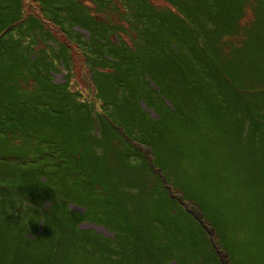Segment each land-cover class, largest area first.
<instances>
[{
	"label": "rangeland",
	"instance_id": "obj_1",
	"mask_svg": "<svg viewBox=\"0 0 264 264\" xmlns=\"http://www.w3.org/2000/svg\"><path fill=\"white\" fill-rule=\"evenodd\" d=\"M127 1V6L136 4V0ZM150 1L161 9L162 13H158L162 19L166 14V20L172 18L174 22L177 19L175 12L182 13L184 20H181V25L186 26L184 23L186 19L187 29L194 32L190 29L193 19L188 18L184 11L186 0L172 3L171 6L174 8L172 11L162 10L166 6L169 7L167 0ZM91 2L94 5H91V9L97 10L102 17L95 18L94 21V27L99 28L98 33L92 34L91 29L88 34L82 29L74 28L77 34L75 37L70 36L72 38L70 40L67 33H63L58 25L50 21L41 20L49 32L43 31L38 24L34 28L31 21L26 20V26L23 25L26 29L18 25L3 38L2 34L0 35L2 68L0 73L4 75L8 70L17 73L16 71L23 69L24 72L21 73L26 77V80L21 82L10 72L4 75L0 81V101L3 98L2 101L7 102L3 97L6 89L16 91L24 85L23 82H26V87L32 93V99L27 101L24 114L22 109L18 111L15 107L0 109V131L4 130L9 135L1 136L0 139V170L6 171L9 180L12 181L18 174L22 175L26 168L41 166L37 156L42 154V149L48 153L54 152L56 138L53 132L49 133L51 127L46 126L44 121L48 114L56 113L59 126H63L62 113L66 111V105L69 111L72 104L70 99L64 102L66 92L59 93L53 85L48 84L50 81L57 83L56 80L68 79L70 92L73 91L76 97L82 100L94 101L96 109L102 112V116L94 119V122L100 124L97 127L98 131L102 124L106 127L110 123L114 127H111L113 130L110 137L122 136L123 140L127 137L128 140L138 141L136 144L139 147L141 144L144 149L140 155H144V152L149 154L147 149L150 150L151 155L145 157L150 159L156 168L149 164V170L144 159L139 157L145 183L141 188H137L135 193L144 194L147 189H151V182L155 180L162 185L163 189H160L164 196L171 194L175 197L177 209H183L185 205L188 207V212L197 220L194 224L196 234H199L200 228L204 232L205 235L199 234L197 239H193L187 232V235H184L174 232L172 227H167L151 235L157 251L163 254L162 264H264V104L260 105L264 97V40L258 39V48L252 55L246 56L244 51H240L245 45L243 26L250 25L254 18L250 8L248 7L245 19L243 13L241 22L243 26L236 24L225 27V31L229 32L212 48L209 47L214 55L212 57L224 63L229 74L228 80L220 87L214 84L212 91H217L215 96L210 95L212 91L205 88L193 90L187 80L181 78L175 82V86L170 82L174 89L164 88L161 91V87L158 86L155 87V91H146L141 101L147 108L141 105L145 111L141 114L135 109L140 95L139 85L133 82L124 83L125 81L120 79L121 75H109L105 62L101 64L105 69H98L99 65H96L100 63L99 57L109 40H113L112 43L116 45L125 40L130 46L141 40L142 36L136 30L135 17V13H139V8L127 10L123 5L124 0ZM240 7H235L236 12ZM24 10L26 13L31 12L42 17L38 0H24ZM79 10L76 9L78 14ZM86 11L89 13V9L83 7V14ZM145 12L147 17L143 20L144 30L150 28L157 31L163 27L159 18L154 17L156 11L151 5ZM14 14L21 15L20 12ZM218 15L219 11L216 10L215 16ZM5 23V20H0V24ZM153 23H156L155 27H152ZM164 27L166 31L167 28H172L166 21ZM195 27L199 34L205 32L198 23ZM19 34L23 39L30 36L26 47L21 40H11L18 39ZM221 35L214 33L212 38L216 40ZM192 36L193 33L191 35L188 33L184 40H189ZM57 38L68 46L66 51L70 55V62L65 71L62 66L60 67V63L55 62V57L59 56L57 55L59 51L54 49L59 42ZM179 45L184 49L182 42L179 41ZM222 45V49L214 52ZM172 47L178 51L179 47L176 44ZM189 49L194 54L197 52L194 48ZM43 51L47 53V59L42 58ZM185 51L188 53V49ZM196 61L189 52L187 64L184 65L189 79L196 74L195 70H192ZM57 70L60 72L55 79L54 72ZM190 71L194 73L191 74ZM144 77L146 78V75ZM140 82L143 84L142 78ZM152 82L153 79L150 83ZM193 82L198 84L195 80ZM236 95L235 100L239 102L238 121L232 119L227 109H220L222 103H228ZM244 96L254 101L252 107L254 120L253 118L250 120V126L248 118L251 115L244 112L241 101ZM108 102L109 104H106ZM114 103L115 106H112ZM196 105L209 107L208 110L198 111ZM174 106L178 107L176 111ZM259 107L262 109L259 110ZM33 111H37L38 124L30 130L25 121H19L17 117L20 115L26 117ZM219 111L222 113V120H216L214 117ZM140 117H144V125ZM78 121L76 118L69 123L77 124ZM81 125L86 127L87 121L81 122ZM52 126L54 129V125ZM24 127L34 135L26 136ZM16 132L17 136L14 137ZM230 140L234 142L232 147L229 145ZM243 142L244 157L240 146ZM121 146L118 141L114 143V148ZM134 151L136 153L133 154L130 163L138 160V151L132 147V152ZM102 152H107L110 159L117 160V164L114 162L115 166L118 162L124 165V162L116 157L125 156L124 150L108 147L107 151ZM24 185L22 183L20 187L17 185L14 187L12 183H5L0 179V192L4 188H10L19 196H24ZM3 198V211L21 217L19 214L23 202L20 200L11 204L9 195L4 194ZM21 228L22 226L15 228L6 220L0 223V264H136L135 260L130 258L129 252L126 256L123 255V250L109 248L98 252H86L88 246L85 242H73L59 233L44 241L39 239L29 241L18 234Z\"/></svg>",
	"mask_w": 264,
	"mask_h": 264
},
{
	"label": "trees",
	"instance_id": "obj_2",
	"mask_svg": "<svg viewBox=\"0 0 264 264\" xmlns=\"http://www.w3.org/2000/svg\"><path fill=\"white\" fill-rule=\"evenodd\" d=\"M38 2L42 17L35 13H26L24 0H3V2H0L2 5L0 20H5L6 22L5 24H0V35L2 34V38L6 33L12 32V29L18 25L22 29H26V20H30L33 27L38 24L43 31L47 30L49 32L50 30L41 20L50 21L52 24L58 25L63 33H67L68 37H75L77 31L74 28L76 27L80 26L81 28L90 29L89 25H95V18L91 14V11H93L91 6L88 4L83 5L79 0H38ZM127 2V0H124L123 4L127 10H132L133 8L137 10L139 8V13H135L137 18L136 30L142 38L136 45L132 43V46L128 45L124 40L123 43L119 44L115 52H112L114 48L106 47L102 51L99 60L108 65L107 71L109 75H121L120 79L123 82L125 81L124 83L133 82L139 85L140 95L137 99L138 106L135 109L141 114L145 113L141 108V100L145 92L154 90L155 87H161V91L164 88L174 89L171 87L170 82L175 86V82L183 78L187 80L193 90L205 88L208 91H212L214 84L220 87L222 83L226 82L229 74L225 69V65L212 57L214 55L209 50V47L212 48L224 34L229 32V30L225 31V27L236 24L242 25L243 13L245 19L248 7L254 18L251 20L250 25L246 27L242 25L245 29V45L240 51H244L246 56L252 55L253 51L258 48V39L264 40V0H244V4H242L243 0H186V5L183 6L185 10H183L187 13L188 18L193 19L190 29L194 32H190L187 29L186 19L184 22L186 26L181 25V20H184L182 13L175 12L177 19L173 22L172 18L166 20V14H164L162 19L158 13H162L161 9L150 0H136V4L130 6H127ZM176 2H180V0H167L166 3L169 7L166 6L162 10L170 9L172 11L174 8L171 5L172 3L176 4ZM149 5L156 11L154 12V17L159 18L163 25L157 31L150 28L144 30L143 28V20L147 17L145 11ZM236 6H241L237 12L235 10ZM83 7L89 9V13L86 11L83 14ZM75 8L80 9V15ZM216 10L219 11L218 17L215 16ZM14 12H20L21 15H13ZM83 15L85 18H83ZM128 18L131 23L129 16ZM149 19L152 21V17ZM81 21H84L85 24L80 23ZM165 21L167 25L172 26V28H167V31L164 27ZM197 23L205 32L200 34L197 32L195 27ZM155 25L156 23H153L152 27H155ZM95 28L96 31L99 30L98 27ZM188 33L190 35L193 33V36L189 40H184V36L188 35ZM214 33L222 35L219 39L213 40L212 35ZM17 38L11 40H21L24 47H26V42L30 36H26V39H23L21 34H19ZM172 39L174 40L171 41ZM70 40H72L71 37ZM179 41L183 43L185 50L188 49V53L180 47ZM65 44L64 41L61 43L59 40L57 46H55L56 48L54 47V49L59 51L57 53L59 56H52L55 57V62L58 61L60 63V67L63 65V67L68 68L70 55L66 51L68 46ZM173 44L179 47L178 51L175 50V47H172ZM189 48H194L197 52L194 54ZM222 48L223 45L217 47L214 52ZM189 52L197 60L192 68L196 74L194 77L191 75L192 78L190 79L188 72L184 68V65L187 64ZM103 53H106V55L103 56ZM46 55L47 53L43 51L42 58H46ZM113 61H116V65L111 64ZM0 69H2L1 66ZM193 71H190L191 74L194 73ZM9 72L14 74V77L20 81L26 80L25 75L21 73L24 72L23 69L16 71L17 73L8 70L4 75H8ZM59 72L60 70H57L54 74ZM4 75H0V81ZM145 75L146 78L144 77ZM140 78L143 79V84H141ZM152 79L154 82L151 84L150 81ZM194 80L198 84L193 82ZM25 83L23 82L24 85H21V88L16 91L14 89H6L3 97L6 98L7 102L2 101V98L0 109L2 107H15L18 111L22 109L24 114L27 101L32 99V93H30L31 91L26 87ZM48 85H53V88L59 93L66 92L67 95L64 102L70 99L71 108L68 111V105H66V111L62 113L63 126L61 127L59 126L56 113L54 115L48 114L49 119H45L44 123L46 126L51 127L49 133L53 132L57 144L53 146L55 147L53 153H48L42 149V154L37 156L41 162L40 167H28L22 175L18 174L13 179H20L25 184L23 189L24 196H19L18 193L16 194L10 188H4L2 189L3 192H0L1 222L6 220L8 223L13 224L15 228L22 226L21 232H18V234L29 241L38 239L44 241L47 238L50 239L53 234L59 233L60 236L73 242H85L88 246L86 252H98L107 248L110 250H123L124 256L129 252L130 258L134 259L136 264H162L163 254L157 251L151 235L165 230L167 227H172L174 232L183 233L184 235L188 233L193 239H197L199 234L205 235L201 228L199 234H196L194 224L197 220L188 212V207L185 205L183 209H177L174 201L175 197L171 194L164 196L160 189L162 185L155 180L151 182V189H147L144 194L135 193V190L141 188V185L145 183L144 171L139 164V157L144 159L149 170L150 165L155 167L151 160L145 157L146 155H151L149 149H147L149 154L144 152V155H140L144 149L141 144L140 147L136 144L139 143L138 141L128 140L127 137L123 140L122 136L121 138L117 136L110 137L112 128H114L110 123L106 127H103L102 124L98 131L97 127L100 124L99 122H94V119L100 115L102 116V112H100V109H96L94 101L82 100L76 97L73 91L70 92L68 79H63L60 83H52L50 81ZM170 92L172 91L170 90ZM29 93L30 97H28ZM216 94L217 91L215 90L210 93L213 96ZM236 98L237 95L228 103H222L220 109H227L232 119L238 121L239 102L235 100ZM145 101L148 102L146 99ZM241 101L243 102L244 112L251 115L248 118L250 126V120L252 121V118L254 120L252 109L254 101L247 96L242 97ZM33 104L35 103L33 102ZM106 104H109V102ZM263 104L264 97L260 105ZM112 106H115V103ZM196 107L198 111H205L206 109L208 110L209 106L196 105ZM177 109L178 107H175V111ZM261 109L262 107H259V110ZM36 112H30L26 117H20V115L17 119L22 122L25 121L24 123L31 130L38 124ZM75 114L80 116L76 117ZM221 114L220 111L214 114L216 120H222ZM76 118L79 120L77 124L69 123ZM84 121H87L86 127L81 125V122ZM140 121L142 125L145 124L144 117H140ZM52 125H54V129ZM24 130L26 136L31 137L34 135L25 127ZM1 136L8 137L9 135L6 134V131L1 130L0 139ZM16 136L17 132L14 137ZM117 141L122 145L120 148H114V143ZM229 145L231 147L234 146V142L230 140ZM240 146L244 157V142ZM108 147L125 151V156H116L121 162H124V165L118 162V165L115 166L117 160L110 159L107 152H102L103 150L107 151ZM132 147H135L139 156L138 160L130 163L129 161L132 159L133 154L136 153L135 151L132 152ZM235 147L238 149L237 145ZM16 185L20 187L22 183ZM8 191L10 193L13 192V194L11 193L10 195ZM4 194L10 196L11 204H15L20 200L23 202V208L19 214L23 219L18 217L17 214V216L9 215L3 211ZM177 203L179 202L177 201ZM74 205L85 210L75 209L72 207ZM41 222L42 230L40 231ZM85 222H94L105 226L110 232L114 233V237L111 238L99 233L94 228H82L81 225ZM29 234L32 235V238L28 237ZM172 240L169 239V241Z\"/></svg>",
	"mask_w": 264,
	"mask_h": 264
},
{
	"label": "flooded vegetation",
	"instance_id": "obj_3",
	"mask_svg": "<svg viewBox=\"0 0 264 264\" xmlns=\"http://www.w3.org/2000/svg\"><path fill=\"white\" fill-rule=\"evenodd\" d=\"M83 5H85V4H88V5H93V3L91 2V1H94V0H79ZM88 8H90V7H88ZM95 11V12H94ZM91 14H92V16L94 17V18H96V19H102V17L97 13V10H93V11H91ZM80 23H82V24H85V22L84 21H81ZM88 24V23H87ZM89 25V24H88ZM89 27H90V29L89 30H91V29H93V30H91V33L93 34V33H98L99 32V30H97L96 31V28L94 27V24L93 25H89ZM66 36V35H65ZM59 40V39H58ZM118 40V39H117ZM116 41V40H115ZM63 41H61V43H62ZM113 42V40H109L108 42H107V47H111V48H114L113 50H112V52H115L116 51V49H117V47L119 46V44L118 45H116V44H114V43H112ZM120 43H121V41H120ZM66 45V44H65ZM118 61V60H117ZM116 61H113V62H111V64H113V65H115L116 63H115ZM102 63H104L103 61H100V64H102ZM97 65H99V64H97Z\"/></svg>",
	"mask_w": 264,
	"mask_h": 264
},
{
	"label": "water",
	"instance_id": "obj_4",
	"mask_svg": "<svg viewBox=\"0 0 264 264\" xmlns=\"http://www.w3.org/2000/svg\"><path fill=\"white\" fill-rule=\"evenodd\" d=\"M144 106L147 108V106L145 104H144ZM72 207L75 208V209H79V210L84 211V209H82V208H80V207H78L76 205H74ZM82 228H84V229L94 228L97 232H102V233H104L106 235L112 236V233L106 227H104L102 225H98V224L93 223V222H89V223L83 224Z\"/></svg>",
	"mask_w": 264,
	"mask_h": 264
},
{
	"label": "clouds",
	"instance_id": "obj_5",
	"mask_svg": "<svg viewBox=\"0 0 264 264\" xmlns=\"http://www.w3.org/2000/svg\"><path fill=\"white\" fill-rule=\"evenodd\" d=\"M0 179H2L5 183H12L14 186L16 184L23 183V181L20 180V179H16V180L10 181L9 177H8V173L6 171H3V170H0Z\"/></svg>",
	"mask_w": 264,
	"mask_h": 264
}]
</instances>
